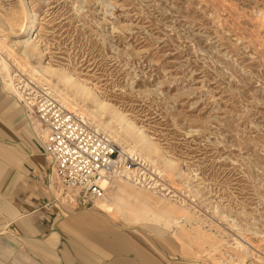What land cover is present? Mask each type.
I'll return each mask as SVG.
<instances>
[{"label":"rangeland","instance_id":"rangeland-1","mask_svg":"<svg viewBox=\"0 0 264 264\" xmlns=\"http://www.w3.org/2000/svg\"><path fill=\"white\" fill-rule=\"evenodd\" d=\"M42 66L107 106L75 98ZM0 77L13 95L19 80L61 103L63 89L73 111L159 172L157 190L110 183L100 206L110 199L113 212L103 219L141 223L126 202L142 194L146 220L203 264H264V0H0ZM138 128L154 144L147 154Z\"/></svg>","mask_w":264,"mask_h":264},{"label":"crops","instance_id":"crops-1","mask_svg":"<svg viewBox=\"0 0 264 264\" xmlns=\"http://www.w3.org/2000/svg\"><path fill=\"white\" fill-rule=\"evenodd\" d=\"M37 133L0 77V264H203L146 216L121 225L101 217L113 212L101 200L97 210L65 200Z\"/></svg>","mask_w":264,"mask_h":264},{"label":"built area","instance_id":"built-area-1","mask_svg":"<svg viewBox=\"0 0 264 264\" xmlns=\"http://www.w3.org/2000/svg\"><path fill=\"white\" fill-rule=\"evenodd\" d=\"M19 81L14 95L36 121L37 135L52 159L50 186L68 202L89 208L118 178L152 190L162 185L159 172L148 168L146 159L118 145L82 113L61 103L48 87Z\"/></svg>","mask_w":264,"mask_h":264},{"label":"bare ground","instance_id":"bare-ground-1","mask_svg":"<svg viewBox=\"0 0 264 264\" xmlns=\"http://www.w3.org/2000/svg\"><path fill=\"white\" fill-rule=\"evenodd\" d=\"M33 21H31V24L29 26H25V28L23 29V34L26 36H30L33 34L34 32V24L32 23ZM29 41V39H27L25 41V43L27 44ZM6 63V62H4ZM42 71L43 72H48V73H52L53 75H57L58 78L60 79V81H63L66 84V87H71L72 89H74V96L76 97H83V98H87V97H93L94 101L99 104V105H106V102H103L101 100H99V98L97 96H95L91 90L90 87H88L85 83L83 82H77L75 80V78L72 75H65L64 73H55L53 72L48 66H42ZM40 72V71H39ZM41 73V72H40ZM57 92L60 96V99L63 103H66V106H69L72 110L74 108H76L79 104L78 103H74L73 101H71L73 98H71L66 92H64L63 89L57 88ZM105 106V107H106ZM76 111V110H74ZM124 121L126 122V126L128 127H132L133 125L131 124V122L126 119L125 117ZM138 138L136 139L137 144L142 146V150L141 152H143L144 154H147V151L154 146L153 142L149 139V137L147 136V134H145V132L141 129L138 128V130H136ZM129 136H131L132 138L133 135L128 134ZM145 151V152H144ZM120 197H122L123 199H126L127 196H125L123 193H117ZM143 195L141 194H134V199L128 200L126 202V206H133V208L137 209L139 212H141L144 216L147 217L148 214V210L144 211L143 206L139 207L138 202H143V198H141ZM128 199V198H127ZM143 199V200H142ZM110 203V199H106L104 200L103 204L101 205L102 208L106 209V210H113L112 205L109 204ZM146 203V202H144ZM149 204V203H147ZM155 207L163 212V215H168L170 217V219H173V221L178 220L177 217H175L174 215H177L179 213V211L175 208H173L172 206L168 205V204H162L159 202H155ZM133 208H131L130 210H128L129 212L133 213L134 216H136L137 220L142 219L141 215H139ZM177 208V207H176ZM174 217V218H173Z\"/></svg>","mask_w":264,"mask_h":264}]
</instances>
